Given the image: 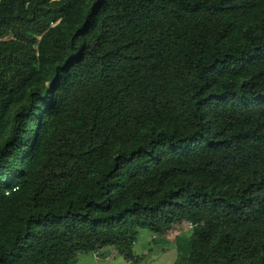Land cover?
I'll use <instances>...</instances> for the list:
<instances>
[{"label":"trees","instance_id":"trees-1","mask_svg":"<svg viewBox=\"0 0 264 264\" xmlns=\"http://www.w3.org/2000/svg\"><path fill=\"white\" fill-rule=\"evenodd\" d=\"M77 4L0 0V121L32 88L0 145V223L21 222L0 264L110 245L138 264V229L181 221L203 264L264 256V0H93L67 39L53 24Z\"/></svg>","mask_w":264,"mask_h":264},{"label":"rangeland","instance_id":"rangeland-1","mask_svg":"<svg viewBox=\"0 0 264 264\" xmlns=\"http://www.w3.org/2000/svg\"><path fill=\"white\" fill-rule=\"evenodd\" d=\"M93 0H78V4L76 7L71 11L69 15L65 17L62 22L57 21L53 25H58L61 32L67 37L70 36L75 32V30L81 25L83 22L84 16L91 5ZM262 13L264 14V9H262ZM256 15L252 14L249 15L247 18L243 19L241 22L238 23L235 32V39L240 40L241 38V30L245 26V24L255 21ZM53 67L54 64H46L41 67L40 77H39V88L43 89L49 86L51 81V76L53 74ZM32 88L28 87L25 90L18 93L14 96L11 100L8 101L5 107V117L2 121H0V145L4 143V141L10 136L12 132L13 122L15 119L16 113L19 109L25 105H27L30 101V92ZM157 131L158 127L155 125H147L142 130L141 136L138 140L133 141L131 143L122 144L116 147L112 156L99 168L97 171L91 175L87 185L81 189H79L74 197H77L78 193L81 191L92 187L95 183V177L100 174L104 169H106L109 164L112 162L113 155L121 150V149H131L137 146L138 144L145 142L148 140L151 132ZM31 156H28L24 159V170L30 171L35 163L38 160L39 150L34 149L31 152ZM22 191L18 192L17 198L20 196L22 197ZM71 197V198H72ZM14 202L11 200L6 201V209H9ZM5 213V212H4ZM21 222L19 221L15 225L5 227L0 223V243H8L13 236L17 226H19ZM192 233V226L187 221H181L178 223L171 224L166 231L163 233L164 237H168V241L171 240V243L174 246V252L169 250L170 252L166 251L163 255L160 254L158 258H152L150 254V247L152 243L150 242V237L153 232L146 228H142L139 230L136 240L133 244V252L137 255H142V262L141 264H161L163 256H169L168 264H203L202 257L199 254L192 252L191 245H190V235ZM103 248H108L105 253L100 255V264H129L120 255L114 246H106ZM170 249V247L168 248ZM166 263V262H165ZM237 264H264V256L262 257H253L251 259H245L237 262Z\"/></svg>","mask_w":264,"mask_h":264},{"label":"crops","instance_id":"crops-1","mask_svg":"<svg viewBox=\"0 0 264 264\" xmlns=\"http://www.w3.org/2000/svg\"><path fill=\"white\" fill-rule=\"evenodd\" d=\"M140 229H138V232ZM150 242L152 243L151 247L149 248L150 254L154 259L158 258L160 254L163 255L164 253H166V251L170 252L169 250H171L174 252L175 248L171 243V240L168 241V237H164L163 233L151 234ZM133 244H132V251H133ZM169 247L170 249H168ZM114 248L116 249V247ZM107 250L108 248H101L97 251L78 252L76 257L69 264H100V255H102V253H105ZM134 254L137 255L136 253ZM138 256L140 257L138 264H141L143 256L142 255L141 256L138 255ZM168 260H169V256H163L161 264H168L167 263ZM126 262L129 263L128 261Z\"/></svg>","mask_w":264,"mask_h":264},{"label":"built area","instance_id":"built-area-1","mask_svg":"<svg viewBox=\"0 0 264 264\" xmlns=\"http://www.w3.org/2000/svg\"><path fill=\"white\" fill-rule=\"evenodd\" d=\"M7 193V192H6Z\"/></svg>","mask_w":264,"mask_h":264}]
</instances>
